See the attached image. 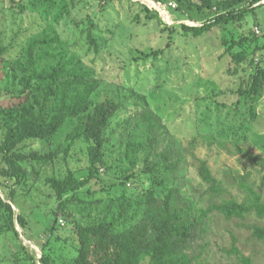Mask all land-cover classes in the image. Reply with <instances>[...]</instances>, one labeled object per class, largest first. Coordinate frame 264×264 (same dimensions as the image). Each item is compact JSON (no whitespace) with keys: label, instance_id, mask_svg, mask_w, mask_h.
Segmentation results:
<instances>
[{"label":"trees","instance_id":"obj_1","mask_svg":"<svg viewBox=\"0 0 264 264\" xmlns=\"http://www.w3.org/2000/svg\"><path fill=\"white\" fill-rule=\"evenodd\" d=\"M156 1L167 5L172 0ZM173 1L178 12L191 13L201 23L168 26L158 10L137 3L147 18H157L170 33L178 32L179 27L185 35L198 38L220 28L225 35L220 59L231 58L234 76L241 67L247 74L227 91L208 80L209 98L230 94L237 99L232 107L216 99L217 112L209 118L213 110L208 104L198 112L195 129L199 134L189 147L198 143V137L209 145H226L211 132L210 122L222 115L226 119L232 112L237 122L225 126L224 138L238 146L237 139H248L254 131L257 100L264 90V0ZM88 3L19 0V13H35L43 24L14 55L9 54L12 48L0 24V180L9 188L6 197L0 194V235L20 239L16 221L23 228L27 223L13 206L19 205L18 196L31 197L42 181L49 189L48 193L41 191L46 198L43 212L51 221L41 264H198L197 249L204 248L198 242L214 213L226 219L254 215L263 224H253L252 234L264 241V192L247 174L236 178L244 198L226 197L223 181L214 175L207 160L196 158L192 151L198 175L207 184L205 192L196 197V190L184 186L188 148L161 115L165 94L134 88L123 92L120 86L118 94H105L106 86L96 68L73 48L72 41L63 38L60 23ZM139 18L137 14L135 19ZM88 19L87 41L99 54L102 44L92 31L97 25L92 17ZM251 24L259 26L261 34ZM141 52L150 57L160 51ZM220 105L227 109L225 113ZM130 106L134 112L128 111ZM60 162L66 168L59 173L55 168ZM103 168L110 184L101 179ZM142 175L146 185L130 192L126 186L131 181L137 183ZM262 183L264 189V176ZM62 218L69 237L55 234ZM59 241L62 248H55ZM227 251L239 264H254L235 240ZM37 260L20 241L12 264H37Z\"/></svg>","mask_w":264,"mask_h":264},{"label":"rangeland","instance_id":"obj_2","mask_svg":"<svg viewBox=\"0 0 264 264\" xmlns=\"http://www.w3.org/2000/svg\"><path fill=\"white\" fill-rule=\"evenodd\" d=\"M87 1L89 3L83 10H73L72 14L60 23L61 35L67 41H72L73 48L85 58L88 64L96 68L106 86L105 94L108 91L114 95L118 94L117 86H120L123 92L134 88L147 94L151 90L165 94L160 103L164 112L161 114L163 121L170 124L171 131L188 148L184 186L196 190L194 191L196 197L204 193L207 188V184L198 175L196 157L207 160L214 175L223 181L227 188L226 197L232 196L239 201L244 198L236 178L246 174L248 180L264 192L262 188L264 90L257 100L258 117L253 122L254 131L248 139H237L238 146H236L229 137L224 138L225 126L237 122L232 112L226 119L222 115L210 122L211 132L217 133L218 138L225 141L226 145L214 142L209 145L207 141L198 137V143L189 147L191 139L199 134L195 129L198 112L204 110L208 104L213 110L208 115L209 118L217 112L214 110L216 99L220 103H228L229 107H232V102L237 99L230 94L216 97V99L209 98L206 85L208 80L214 81L217 86L227 91L238 82L239 78L247 76L242 67L240 73L233 75L235 69L230 57L220 59L219 55L223 51L221 43L225 39L223 31L220 28H214L198 38L192 37L191 34L185 35L179 27L178 32L170 33L169 30L163 29L165 26L158 23L157 18H147V13L137 3L147 4L150 9H155L158 7L156 0ZM18 2L19 0H0V24L5 31L6 43L12 48L10 55L19 51L26 38L43 24L42 19L35 13L28 11L19 13ZM170 2H173L176 7H167ZM170 2L167 5L163 4V8L160 7V16L165 24L173 26L179 23L188 25L201 23V20L197 18L196 20L191 13L178 12L176 9L178 4L173 0ZM137 14L140 16L139 20L135 19ZM88 16L92 17L97 25L96 28H92V31L102 44L99 54L91 50L87 41ZM251 26L255 32H258L259 26V28L253 24ZM145 49L160 52L157 56L145 57L141 52ZM245 66L247 68V65ZM134 110L132 106L128 108L129 112ZM226 111L227 109L222 108V112ZM237 125L238 123L234 126ZM34 146L38 147L39 144L36 143ZM65 168L64 163L60 162L55 171L64 172ZM101 176L105 184H110L111 178L104 168L101 170ZM146 183L147 180L142 175L137 183L131 181L126 188L133 192L137 186L140 185L142 188ZM37 185V191L33 189L31 197L23 195L22 198L18 196L16 199L20 202H18L19 205L13 206L14 210L16 213L24 214L27 224L23 228L16 221V227L20 233L19 240L14 241L10 237L0 235V264H12L13 254L17 252L20 241L27 246L29 253H33L38 258L37 264H41L39 259L42 257L43 244L48 242L47 225L50 224L51 219L47 221V216L43 212L46 208V198L41 192L48 193L49 189L42 181ZM8 192L9 188L4 187L0 180V194L6 197L5 194ZM38 202L42 204L41 207H37ZM205 202V204L208 203L206 196ZM65 223L63 218L60 219V229L55 232L61 238L70 236V233L64 229ZM256 223L263 224L254 215H248L245 219H226L222 214H212L209 228L203 239L200 238L198 242L204 247L197 249L200 253L198 264H239L235 255L227 251L232 247L234 240L244 254L253 258L254 264H264V241L254 237L251 230V226ZM49 241L52 242L51 239ZM62 246V241L54 245L55 248H62Z\"/></svg>","mask_w":264,"mask_h":264},{"label":"built area","instance_id":"obj_3","mask_svg":"<svg viewBox=\"0 0 264 264\" xmlns=\"http://www.w3.org/2000/svg\"><path fill=\"white\" fill-rule=\"evenodd\" d=\"M156 2H157V1H156ZM164 5H165V4H164ZM157 6H158V7H155V9L158 10V11L160 12V7L163 8V7H162V6H163V3L158 2V3H157ZM169 6L176 7V5H175L173 2H170V3L167 5V7H169ZM151 7H153V6H151ZM258 32H259V30H258Z\"/></svg>","mask_w":264,"mask_h":264}]
</instances>
